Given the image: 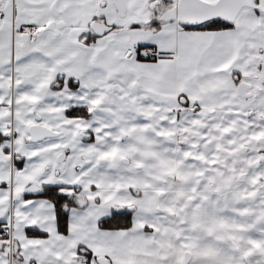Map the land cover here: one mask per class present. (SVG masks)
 <instances>
[{
  "label": "snow or ice",
  "instance_id": "1",
  "mask_svg": "<svg viewBox=\"0 0 264 264\" xmlns=\"http://www.w3.org/2000/svg\"><path fill=\"white\" fill-rule=\"evenodd\" d=\"M0 264H264V0H0Z\"/></svg>",
  "mask_w": 264,
  "mask_h": 264
}]
</instances>
